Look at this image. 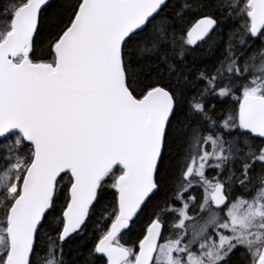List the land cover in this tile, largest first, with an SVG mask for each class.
Wrapping results in <instances>:
<instances>
[{"label":"snow or ice","instance_id":"1","mask_svg":"<svg viewBox=\"0 0 264 264\" xmlns=\"http://www.w3.org/2000/svg\"><path fill=\"white\" fill-rule=\"evenodd\" d=\"M0 264H264V0H2Z\"/></svg>","mask_w":264,"mask_h":264},{"label":"trees","instance_id":"2","mask_svg":"<svg viewBox=\"0 0 264 264\" xmlns=\"http://www.w3.org/2000/svg\"><path fill=\"white\" fill-rule=\"evenodd\" d=\"M209 59H213L212 57H209ZM214 62V61H213ZM111 198L109 197V200H110ZM107 202V201H106ZM127 238V240H129V241H131V240H134L136 237H135V235H133V236H131V237H126Z\"/></svg>","mask_w":264,"mask_h":264},{"label":"rangeland","instance_id":"3","mask_svg":"<svg viewBox=\"0 0 264 264\" xmlns=\"http://www.w3.org/2000/svg\"><path fill=\"white\" fill-rule=\"evenodd\" d=\"M0 2H2V0H0Z\"/></svg>","mask_w":264,"mask_h":264},{"label":"flooded vegetation","instance_id":"4","mask_svg":"<svg viewBox=\"0 0 264 264\" xmlns=\"http://www.w3.org/2000/svg\"><path fill=\"white\" fill-rule=\"evenodd\" d=\"M127 240V238H125Z\"/></svg>","mask_w":264,"mask_h":264}]
</instances>
